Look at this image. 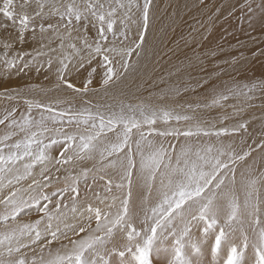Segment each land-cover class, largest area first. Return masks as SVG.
I'll list each match as a JSON object with an SVG mask.
<instances>
[{
	"label": "snow or ice",
	"instance_id": "snow-or-ice-1",
	"mask_svg": "<svg viewBox=\"0 0 264 264\" xmlns=\"http://www.w3.org/2000/svg\"><path fill=\"white\" fill-rule=\"evenodd\" d=\"M170 7V0H0L2 70L55 80L0 92L11 105L0 117V264H110L114 254L120 264H205V244L216 264H245L249 249L250 264H264V171L247 164L252 145L238 152L221 139L247 131L243 114L256 99L264 106V80L218 87L213 77L226 69H205L216 57L209 50L178 61L146 100L116 99L148 52L149 32L172 19ZM241 7L249 21L264 20V0ZM198 35L189 34L194 44ZM64 90L70 99L36 98ZM99 92L113 102L84 99ZM189 93L195 102L183 100ZM216 108L232 111L209 116ZM226 120L235 123L217 127ZM252 143L264 153V132ZM33 208L37 218L25 221Z\"/></svg>",
	"mask_w": 264,
	"mask_h": 264
},
{
	"label": "rangeland",
	"instance_id": "rangeland-1",
	"mask_svg": "<svg viewBox=\"0 0 264 264\" xmlns=\"http://www.w3.org/2000/svg\"><path fill=\"white\" fill-rule=\"evenodd\" d=\"M164 2L168 3L169 0H164ZM170 3L172 7L169 8V12L174 14L172 19L158 21L156 30L149 32L146 42L148 52L141 57L136 70L128 76L124 85H121L124 95L122 97L117 96L116 99H124L125 102L132 103L146 100L149 93L158 92L165 86L163 83H160L161 79L165 81L170 79L167 73L174 70V66L178 61L184 60L186 56L192 57L194 52L196 55H201L202 53H207L209 50H216V57L209 58L211 63L205 62V69L212 70L216 68L217 65H222L226 69V72L222 73L218 79L215 76L213 77V83L216 85L218 84V87H243L245 84L250 85L264 80V55L261 54V52L264 51V31L261 34L247 31L243 35H236L225 39L222 35H220L222 39L217 37L218 34H222V32L228 28L231 23L230 19L236 17L240 10H242L241 5L245 3V0H170ZM217 9H219V11H217ZM233 15L234 17H230ZM161 29H163V31H161ZM262 29H264V27ZM194 30L200 33V35L196 37L199 44H194L189 36L190 33L194 34ZM258 30H261V28ZM212 34L214 38L216 37L215 39L212 37ZM4 37L5 34L0 32V40L4 39ZM201 37H203V39H201ZM185 40H187V46L185 45ZM213 43L215 44L213 45ZM32 47H36V45L26 46L24 51H31ZM234 58H236V60L233 63ZM133 61H135V56H133ZM225 61L228 63H224ZM2 68L3 66L0 65V92H2L5 87L11 89L22 88L29 84H39L43 87L50 88L52 84L55 83L54 74H48L44 71L39 74L34 70L26 71L19 76L13 74L9 77ZM46 74L49 75V80L44 79ZM193 75L198 76L202 75V73L193 72ZM83 76V72L76 75L74 81L78 82L83 79ZM171 79H174V77ZM94 86L97 88L99 87L95 83ZM198 94L200 97H203V90H198ZM71 97L72 93L68 90H64L61 92L53 91L47 96H38L36 98L44 102L51 101L54 103L59 99H70ZM196 98V93H189L183 97V100L195 102ZM84 99L91 100L93 104L113 102L111 99L105 97L103 92L89 94L84 97ZM183 100L180 102H183ZM236 102L235 99H230L228 101L229 104H235ZM252 103L256 105V107L249 108L247 112L243 114L244 119L249 122L247 131H242L240 134L236 135L223 136L221 139L225 144L233 142V146L238 152L241 151V149H246L248 145H252L255 151H253L252 156L247 159V164L250 165L253 161H256L257 167L264 171V165L261 164V157L264 156V153L259 150L256 144L252 143L253 140L258 142L261 133L264 132V106H261V101L259 99L252 101ZM77 104H79V102ZM10 106L7 100L0 97V117L4 114V108ZM18 111H20V108ZM231 111V108H216L210 110L208 115L216 117L221 112L231 113ZM233 123H235V120L217 122V127L230 126ZM3 128L4 126L0 125V131H2ZM212 139L214 141L215 137ZM242 139L245 141L244 144H241ZM53 154L55 155L56 153ZM243 167L244 165H241L240 170H242ZM34 171L38 172L39 166H37ZM237 178L239 179V176ZM238 195H240L242 200L243 193L239 192ZM58 198L59 194L53 199L55 200ZM37 216L38 214L34 208L26 209L25 213L22 214V218L25 221L34 220ZM250 256L251 249H249L245 257V264H250ZM202 259L205 264H216L212 256L210 244H205L203 246ZM161 261L163 260H157L155 264ZM110 264H120V257L115 254L112 255Z\"/></svg>",
	"mask_w": 264,
	"mask_h": 264
},
{
	"label": "bare ground",
	"instance_id": "bare-ground-1",
	"mask_svg": "<svg viewBox=\"0 0 264 264\" xmlns=\"http://www.w3.org/2000/svg\"><path fill=\"white\" fill-rule=\"evenodd\" d=\"M183 1V0H182ZM181 2V1H180ZM214 2V1H213ZM210 4V3H209ZM207 5V4H206ZM216 5V4H215ZM213 7V6H212ZM192 9V8H191ZM246 11V12H245ZM211 12V11H210ZM226 12V11H225ZM204 13V12H203ZM238 13V12H237ZM220 15V14H219ZM224 15V14H223ZM228 15V14H227ZM248 12L245 9L240 10V12L237 14L236 17L230 16V17H234L230 19V25L228 26V28L225 29L224 32H222V34H216V36L218 38H221L220 35H222V37L225 38H229V37H234L236 35H243L245 32L250 31L252 33L255 34H261L264 29H262L264 27V20H262L259 16H257L255 19L249 21L248 19ZM180 17V16H179ZM227 17V16H225ZM229 17V16H228ZM221 25V24H220ZM228 25V24H227ZM226 25V26H227ZM225 26V27H226ZM205 27V26H204ZM222 28V27H220ZM259 28H261V30H258ZM185 32V31H184ZM211 32V31H210ZM186 33V32H185ZM214 33V32H213ZM233 33V34H232ZM214 35L212 34V37ZM210 37V36H209ZM211 37V38H212ZM255 37V36H254ZM214 38V37H213ZM212 38V39H213ZM216 38V37H215ZM214 38V39H215ZM222 39V38H221ZM253 39V38H252ZM205 42V41H204ZM216 43V42H215ZM213 43V45L215 44ZM161 44V43H160ZM212 45V43H211ZM255 45V44H254ZM209 46V45H208ZM262 69V68H261ZM255 70V69H254ZM256 71V70H255ZM251 74V73H250ZM238 79V78H237ZM238 81V80H237ZM218 85V84H217ZM77 107L80 106V104L76 105ZM23 106L20 107V111H23ZM158 264H165L164 261L158 262Z\"/></svg>",
	"mask_w": 264,
	"mask_h": 264
}]
</instances>
